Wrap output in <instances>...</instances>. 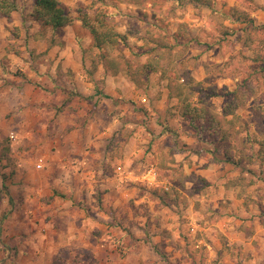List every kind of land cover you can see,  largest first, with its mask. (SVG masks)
Returning a JSON list of instances; mask_svg holds the SVG:
<instances>
[{
  "label": "clouds",
  "instance_id": "clouds-1",
  "mask_svg": "<svg viewBox=\"0 0 264 264\" xmlns=\"http://www.w3.org/2000/svg\"><path fill=\"white\" fill-rule=\"evenodd\" d=\"M0 264H264V0H0Z\"/></svg>",
  "mask_w": 264,
  "mask_h": 264
}]
</instances>
